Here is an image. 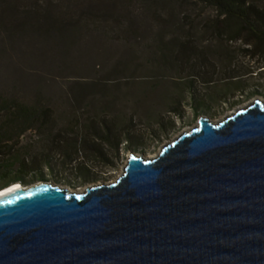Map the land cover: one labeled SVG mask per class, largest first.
<instances>
[{
	"label": "rangeland",
	"instance_id": "1",
	"mask_svg": "<svg viewBox=\"0 0 264 264\" xmlns=\"http://www.w3.org/2000/svg\"><path fill=\"white\" fill-rule=\"evenodd\" d=\"M252 1L264 8V0ZM131 5L129 28L81 29L70 44L0 28V102L36 107L51 133L63 137V146L104 123L133 135L117 149L104 143L106 159L80 148L75 156L82 174H76L73 161L62 163L52 152L51 166L22 175L23 186L45 181L82 192L112 182L130 152L155 156L200 117L218 122L254 100L264 102V70L251 72L260 58L246 51L244 32L230 41L214 30V9L198 0H133ZM183 40L193 47L186 60L177 48ZM190 80L205 100L198 108ZM41 126L1 139L0 151L7 150L2 155L41 152ZM14 173L0 178V188L17 182Z\"/></svg>",
	"mask_w": 264,
	"mask_h": 264
},
{
	"label": "water",
	"instance_id": "2",
	"mask_svg": "<svg viewBox=\"0 0 264 264\" xmlns=\"http://www.w3.org/2000/svg\"><path fill=\"white\" fill-rule=\"evenodd\" d=\"M0 264H264V102L130 152L112 182L0 197Z\"/></svg>",
	"mask_w": 264,
	"mask_h": 264
},
{
	"label": "trees",
	"instance_id": "3",
	"mask_svg": "<svg viewBox=\"0 0 264 264\" xmlns=\"http://www.w3.org/2000/svg\"><path fill=\"white\" fill-rule=\"evenodd\" d=\"M143 1L135 0V3ZM198 1L215 10L216 14L211 20L214 30L226 33L228 40L241 39V33L246 34V38H243L248 47L246 51L251 57L260 58L258 66L251 72L257 74V70H264V8L252 0ZM131 2L133 0H0V28L9 35L27 30L46 41L70 44L75 40V33L81 29L123 30L132 26ZM177 48L184 60L193 51L188 40L179 42ZM189 91L195 108L205 103L201 93H197L193 87L192 80ZM43 118V112L32 105L0 102V145L1 139L7 138V135L17 136L34 125L38 128L43 125L44 134V151L33 154L8 151L7 155H2L7 150L0 151V178H7L13 171L14 179L22 183V175L40 173L42 167H50L54 158L51 154L55 151L61 156L62 163L73 161L78 167L76 174H82L80 160L75 156L80 153V148H88L106 159L102 150L104 143L117 149L123 141L128 142L133 138L129 129L120 131L104 123L102 128L91 126L77 141L63 146V137L57 132L51 133L52 129L45 125Z\"/></svg>",
	"mask_w": 264,
	"mask_h": 264
},
{
	"label": "bare ground",
	"instance_id": "4",
	"mask_svg": "<svg viewBox=\"0 0 264 264\" xmlns=\"http://www.w3.org/2000/svg\"><path fill=\"white\" fill-rule=\"evenodd\" d=\"M172 141V140H171ZM165 145V144H164ZM154 156L153 155H148V157H145V158H153ZM39 183V182H38ZM37 184V183H36ZM34 185V184H33ZM30 186V185H29ZM25 187H28V186H23L21 183L19 182H15V183H11L5 187H2L0 188V197L6 195V194H9V193H12V192H15L17 190H20V189H23ZM76 193H80V191H77Z\"/></svg>",
	"mask_w": 264,
	"mask_h": 264
}]
</instances>
